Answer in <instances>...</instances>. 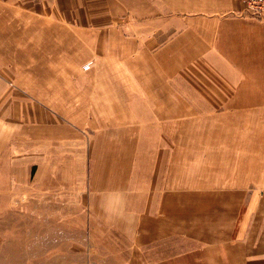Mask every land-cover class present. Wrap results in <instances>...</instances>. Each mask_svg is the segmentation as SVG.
<instances>
[{"label": "crops", "instance_id": "obj_1", "mask_svg": "<svg viewBox=\"0 0 264 264\" xmlns=\"http://www.w3.org/2000/svg\"><path fill=\"white\" fill-rule=\"evenodd\" d=\"M5 1L0 264H264L244 1Z\"/></svg>", "mask_w": 264, "mask_h": 264}, {"label": "rangeland", "instance_id": "obj_2", "mask_svg": "<svg viewBox=\"0 0 264 264\" xmlns=\"http://www.w3.org/2000/svg\"><path fill=\"white\" fill-rule=\"evenodd\" d=\"M244 1V0H243ZM245 3V2H244ZM11 6V3H9V1H5V0H0V27H4V26H6V27H8L9 26V24L11 23V20L13 21V19H11V17H10V15H9V13H10V9H9V7ZM245 6H246V4H245ZM246 10V12H245V14H247V16H249V17H253L252 15H250L249 13H248V11H247V8L245 9ZM124 18H126V17H124ZM254 18H256V17H254ZM256 19H258V20H260V21H263L264 22V20H262V19H260V18H256ZM15 20V19H14ZM18 23L19 24H21V23H25V20H18ZM10 34H13V32H10L9 30H8V28H7V30L6 31H3V32H0V40L2 41V37L4 38V37H7L8 39H9V36H10ZM18 35H20V34H18ZM8 39H4V40H8ZM90 144H88L87 146H89ZM89 162H90V160H84L83 161V163L85 164V165H89ZM32 242H37V241H35V240H33ZM31 251H34V252H36V251H40V248H31Z\"/></svg>", "mask_w": 264, "mask_h": 264}, {"label": "built area", "instance_id": "obj_3", "mask_svg": "<svg viewBox=\"0 0 264 264\" xmlns=\"http://www.w3.org/2000/svg\"><path fill=\"white\" fill-rule=\"evenodd\" d=\"M247 11L253 17H258L264 20V0H244ZM90 264H100L98 262H92Z\"/></svg>", "mask_w": 264, "mask_h": 264}]
</instances>
